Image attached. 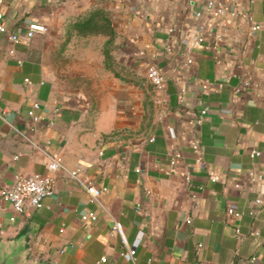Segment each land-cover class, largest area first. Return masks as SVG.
Returning <instances> with one entry per match:
<instances>
[{
  "label": "crops",
  "instance_id": "1",
  "mask_svg": "<svg viewBox=\"0 0 264 264\" xmlns=\"http://www.w3.org/2000/svg\"><path fill=\"white\" fill-rule=\"evenodd\" d=\"M207 1L0 2L8 31L32 21L48 28L29 44L0 30V189L21 176H56L43 206L14 220L0 194V240L25 241L29 256L47 264H133L116 218L130 243L144 233L136 264H264V0H217L226 15ZM88 12L102 14L111 31L81 35L86 82L76 84L58 75V40ZM151 65L164 73V89L148 81ZM35 102L38 121L28 113ZM13 125L105 186L100 201L66 171L50 170L44 150ZM90 210L96 220L82 218Z\"/></svg>",
  "mask_w": 264,
  "mask_h": 264
},
{
  "label": "built area",
  "instance_id": "2",
  "mask_svg": "<svg viewBox=\"0 0 264 264\" xmlns=\"http://www.w3.org/2000/svg\"><path fill=\"white\" fill-rule=\"evenodd\" d=\"M3 0H0L2 2ZM207 9H215L218 14L226 15L228 13L226 7L224 4L217 0H208L207 1ZM197 14H200L199 12ZM234 14V12H232ZM3 18V12L0 11V30L3 32H7L6 25L2 22ZM262 27L261 23H254L252 26L253 30H257ZM47 26L44 23L32 21L30 22L24 31L18 32V31H8L9 36L12 40L16 42H23L25 44H29L31 40L35 37L37 33H44L47 31ZM193 41L195 45H201L204 41V34L202 32H199L194 35ZM195 61V59L190 56L187 58V64H191ZM147 79L148 81L153 84V86L157 89H164L166 85V77L162 70L156 66L151 65L148 68L147 71ZM250 86V81L246 80L242 86H238L235 88V93H239L243 91L244 89L248 88ZM184 91V88L182 89ZM40 107L39 102H35L33 106L29 109L28 113L29 115L36 121L40 119V116L36 113V109ZM208 111V107H204L202 109V115L206 114ZM5 111L0 110V117L4 118ZM14 129L23 137H25L27 140H29L34 146L42 148L33 138H31L24 129L19 128L15 125H13ZM194 151L196 152V160L198 162L203 161V147L200 145L199 142L193 143ZM44 150L47 158H48V166L50 170L57 171V170H64L67 172L68 177L76 179L82 186H84L87 191L90 193V196L95 201H100L101 195L106 191L105 186H97L94 184V182L82 175L80 170L78 168H70L67 167L64 163L63 157L55 151H49L45 148H42ZM257 153H259L256 150H253L251 152L252 156H255ZM177 157L173 156L171 157V164L177 163ZM251 178H258L261 177V174H257L255 171L250 172ZM187 180H191V176L187 174L186 176ZM213 180H217L218 176L214 175L212 176ZM55 181L56 176L53 174H40L35 173L28 176H21L17 178V180L12 183V185L9 186H3L0 189L1 196L12 203L14 208V213L10 216L12 220L16 219L18 214H22L26 212L27 208L29 206L40 208L44 204V200L47 196L53 194L55 190ZM235 185L237 187H240V183L236 182ZM258 203H261V199H257ZM230 213H235L236 215L239 214L233 207L229 208ZM82 218L87 220H96L97 219V213L94 210H90L88 213H84L82 215ZM188 222L191 221L190 218L187 219ZM113 229L120 235L121 240L123 244L126 246V250L124 252V255L127 259L131 260L133 264H136V252H137V246L140 244L143 236V232L141 233L140 237L133 242L130 243L127 237V233L125 231V227L118 219L114 218V224ZM238 234H240V229L237 228ZM258 234V232H256ZM202 244H199L201 246ZM256 257L253 256V259ZM103 261L106 260V257L103 256Z\"/></svg>",
  "mask_w": 264,
  "mask_h": 264
},
{
  "label": "rangeland",
  "instance_id": "3",
  "mask_svg": "<svg viewBox=\"0 0 264 264\" xmlns=\"http://www.w3.org/2000/svg\"><path fill=\"white\" fill-rule=\"evenodd\" d=\"M89 14H95L97 21L95 24H89L86 26V17ZM109 18V17H108ZM78 24L69 25L63 28L61 35L59 36L58 45L60 46V66L58 69V75L60 78L66 81L69 78V82L74 80L76 84H83L86 82V73L83 71V58L82 52L86 51V38L81 35H86V31L93 32L102 28L107 32L111 31L108 23H105L103 15L97 13H82L78 16ZM68 34H71L68 36ZM73 34H78L76 36ZM84 67V66H83ZM74 77L71 80V77Z\"/></svg>",
  "mask_w": 264,
  "mask_h": 264
},
{
  "label": "water",
  "instance_id": "4",
  "mask_svg": "<svg viewBox=\"0 0 264 264\" xmlns=\"http://www.w3.org/2000/svg\"><path fill=\"white\" fill-rule=\"evenodd\" d=\"M0 264H47L29 256L27 243L19 238L0 240Z\"/></svg>",
  "mask_w": 264,
  "mask_h": 264
},
{
  "label": "trees",
  "instance_id": "5",
  "mask_svg": "<svg viewBox=\"0 0 264 264\" xmlns=\"http://www.w3.org/2000/svg\"><path fill=\"white\" fill-rule=\"evenodd\" d=\"M94 16H95V14H93ZM109 24V23H108ZM87 25V24H86ZM109 26H110V24H109Z\"/></svg>",
  "mask_w": 264,
  "mask_h": 264
}]
</instances>
